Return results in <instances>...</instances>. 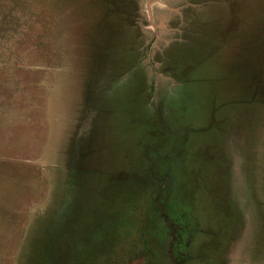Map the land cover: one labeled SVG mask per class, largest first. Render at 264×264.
I'll return each instance as SVG.
<instances>
[{
	"label": "rangeland",
	"instance_id": "obj_1",
	"mask_svg": "<svg viewBox=\"0 0 264 264\" xmlns=\"http://www.w3.org/2000/svg\"><path fill=\"white\" fill-rule=\"evenodd\" d=\"M172 249L264 264V0H0V264Z\"/></svg>",
	"mask_w": 264,
	"mask_h": 264
},
{
	"label": "trees",
	"instance_id": "obj_2",
	"mask_svg": "<svg viewBox=\"0 0 264 264\" xmlns=\"http://www.w3.org/2000/svg\"><path fill=\"white\" fill-rule=\"evenodd\" d=\"M154 77V82H153V84L155 83H157L158 84V87H160V86H162V85H164V84H160V82L159 81H157L156 80V78H155V76H153ZM164 81V80H163ZM165 82V81H164ZM158 89V88H157ZM157 89H156V91H155V88L153 89L152 88V94H151V96L153 95V96H155V95H157ZM167 95V97L168 96H171V94L169 93V94H166ZM163 96H165L164 94H163ZM163 98H166V96L165 97H163ZM148 107L149 108H151V109H149V112H153L152 110V107H153V105H154V103L152 104L150 101H148ZM168 104V103H167ZM168 169L166 168L163 172H165V171H167ZM134 186H135V184H134ZM180 214H179V217H177V219H178V221L179 220H184V219H186V216H187V213H186V211H181V212H179ZM161 216L163 217V219H167L168 220V218L170 217V215H169V212H167V211H164L162 214H161ZM186 227V225L185 224H183L182 223V221H179V223L177 224V226H176V228H177V230L179 229V230H183L184 228ZM173 237H172V239H173V241H174V244H175V246L173 245V243H171V245H173L174 246V249H177V250H180L181 248H182V246L183 247H185V248H187V246H188V240H185V239H183V237H182V235L179 233V234H173L172 235Z\"/></svg>",
	"mask_w": 264,
	"mask_h": 264
},
{
	"label": "flooded vegetation",
	"instance_id": "obj_3",
	"mask_svg": "<svg viewBox=\"0 0 264 264\" xmlns=\"http://www.w3.org/2000/svg\"><path fill=\"white\" fill-rule=\"evenodd\" d=\"M172 255H171V260L173 261V264H183V255H185L184 253H182L181 255H179L178 253L175 252L174 249H172Z\"/></svg>",
	"mask_w": 264,
	"mask_h": 264
}]
</instances>
